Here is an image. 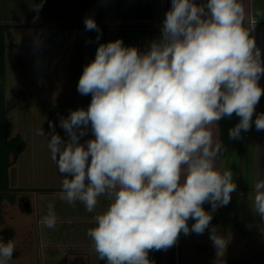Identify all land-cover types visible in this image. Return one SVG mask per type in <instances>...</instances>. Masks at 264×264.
I'll list each match as a JSON object with an SVG mask.
<instances>
[{
	"label": "clouds",
	"instance_id": "obj_1",
	"mask_svg": "<svg viewBox=\"0 0 264 264\" xmlns=\"http://www.w3.org/2000/svg\"><path fill=\"white\" fill-rule=\"evenodd\" d=\"M171 5L160 40L146 52L122 39L99 44L77 86L81 95L91 94L88 108L60 119L67 141L49 124L51 159L64 176L61 199L79 201L88 212L101 196L109 202L87 232L107 264H152L150 250H167L181 232L209 228L212 214L203 205L226 206L237 188L231 170L216 168L221 143H214L210 126L235 113L240 121L229 136L239 139L264 93L261 52L243 27L240 0ZM42 7L43 0L35 10ZM84 24L100 33L93 18ZM254 123L264 130V113ZM89 125L94 139L82 144ZM37 135L45 137L42 128ZM254 191L255 211L264 217V180ZM56 222L50 203L41 223L55 228ZM209 238L222 257L226 240L214 228ZM14 251L11 240L0 241V264Z\"/></svg>",
	"mask_w": 264,
	"mask_h": 264
},
{
	"label": "crops",
	"instance_id": "obj_2",
	"mask_svg": "<svg viewBox=\"0 0 264 264\" xmlns=\"http://www.w3.org/2000/svg\"><path fill=\"white\" fill-rule=\"evenodd\" d=\"M82 1L43 0V7L37 12L35 6L42 0H0L5 89L11 75L23 72L28 81L55 83L60 94L57 97L68 100L59 110L66 113L81 108L86 110L91 94L81 95L77 86L85 65L94 60L99 44L122 39L125 46H135L140 52H146L153 41L160 40L166 13L172 6L171 0H93L87 8L81 9ZM194 2L207 4V0ZM240 2L245 8L243 27L255 39L264 66V0ZM139 7H147L149 11H144L141 17L137 11ZM86 17L96 21L100 33L86 30ZM98 35L99 40L96 39ZM22 57L24 62L20 60ZM258 83L264 89V75ZM5 98L7 107L14 106L6 94ZM31 107L29 109H33ZM261 113H264V93L256 105L251 129L242 131L239 139L229 136V130L240 121L235 113L216 122V126H210L214 143H221L216 168L221 172L232 171L237 185L234 192L255 194L256 182L264 180V130L257 131L254 123ZM82 137L85 139H80L82 144L89 138L94 139L91 128ZM28 185L26 182L23 187L12 190L17 195L19 208L25 209L21 214L30 220L24 218L22 223L8 226L0 233L11 239L20 233L23 250L30 252L21 257V264H107L106 260L99 259L87 232L96 226L95 216L106 210L108 200L99 197L96 209L88 212L79 201L69 205L61 199V183L55 188ZM50 203L57 217L55 228L41 223ZM168 253L169 248L153 249L148 252V258L152 264H171Z\"/></svg>",
	"mask_w": 264,
	"mask_h": 264
},
{
	"label": "rangeland",
	"instance_id": "obj_3",
	"mask_svg": "<svg viewBox=\"0 0 264 264\" xmlns=\"http://www.w3.org/2000/svg\"><path fill=\"white\" fill-rule=\"evenodd\" d=\"M20 60L24 62L25 59L22 57ZM18 73L11 75L5 83V94L14 105L6 106L5 116L10 126L9 137L18 134L25 144V150L9 170V187L21 188L27 182L28 186L34 188H55L60 186L63 175L51 159L47 141L52 134L49 124H54L55 132L65 141L68 140L65 130L60 127V119L67 118L70 112L58 109L59 106L68 104V100L57 97L60 94L58 95L54 82H31L26 80L25 73ZM30 106L33 109H29ZM40 128L45 137L37 135ZM90 128L89 125L88 129ZM80 139L85 140L84 137ZM15 195V192H8L0 202V233L8 226L14 227L22 223L24 218L30 220L27 215L21 214L25 209L19 208ZM254 196L249 192H233L230 202L214 211L206 202L203 208L212 214L209 228L203 234L190 231L185 235L181 232L177 242L169 248L168 262L172 264L173 258L174 264H264V237H261L264 232V217L255 211ZM194 222L192 219L188 220L189 228ZM32 223L36 225V221ZM213 228L227 242L224 255L220 258H217L216 249L209 238ZM19 235L20 233L15 239L3 237L0 240L4 243L11 240L15 245L13 257L8 264H21V257L25 252L27 256L30 255L29 251L23 250V240Z\"/></svg>",
	"mask_w": 264,
	"mask_h": 264
},
{
	"label": "trees",
	"instance_id": "obj_4",
	"mask_svg": "<svg viewBox=\"0 0 264 264\" xmlns=\"http://www.w3.org/2000/svg\"><path fill=\"white\" fill-rule=\"evenodd\" d=\"M93 0H84L80 3V8H87L89 2ZM149 11V8H138V15L143 16V12ZM2 43V27H0V202L8 192H14L9 187V170L15 166L18 158L25 150V144L19 135L9 137L10 126L5 116L6 113V98L4 87V51ZM1 214V210H0ZM1 222V219H0Z\"/></svg>",
	"mask_w": 264,
	"mask_h": 264
},
{
	"label": "water",
	"instance_id": "obj_5",
	"mask_svg": "<svg viewBox=\"0 0 264 264\" xmlns=\"http://www.w3.org/2000/svg\"><path fill=\"white\" fill-rule=\"evenodd\" d=\"M3 237H6V235L1 234V235H0V240H2Z\"/></svg>",
	"mask_w": 264,
	"mask_h": 264
},
{
	"label": "flooded vegetation",
	"instance_id": "obj_6",
	"mask_svg": "<svg viewBox=\"0 0 264 264\" xmlns=\"http://www.w3.org/2000/svg\"><path fill=\"white\" fill-rule=\"evenodd\" d=\"M1 235V234H0Z\"/></svg>",
	"mask_w": 264,
	"mask_h": 264
}]
</instances>
